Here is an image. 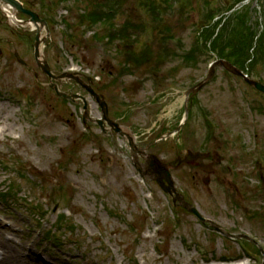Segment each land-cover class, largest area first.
<instances>
[{
	"label": "rangeland",
	"instance_id": "1",
	"mask_svg": "<svg viewBox=\"0 0 264 264\" xmlns=\"http://www.w3.org/2000/svg\"><path fill=\"white\" fill-rule=\"evenodd\" d=\"M113 1L59 3L64 28L54 27L40 48L53 73L73 64L97 76L109 117L143 146L178 126L184 92L204 79L216 59L203 39L209 14L222 13L223 21L246 1L228 12L231 0L170 1L161 13L166 25L153 22L145 6L152 0L116 7L114 26L132 25L136 53H157L146 64L155 76L141 64L116 75L118 51L130 46L107 43L108 24L79 22L82 12ZM251 3L250 22L262 20L264 0ZM24 26L0 13V264H264L262 93L216 66L213 78L188 100L181 131L148 149L171 163L185 201L227 232L247 237L232 239L175 205L151 171L144 181L127 144L118 134L104 136L93 122L100 113L88 93L69 80L58 83L88 99L90 121L83 124L82 103L63 101L49 87L34 59L35 33ZM14 48L26 65L16 60ZM252 62L245 64L251 73L240 69L264 83V58ZM186 149L208 151V157L176 166V155Z\"/></svg>",
	"mask_w": 264,
	"mask_h": 264
},
{
	"label": "water",
	"instance_id": "2",
	"mask_svg": "<svg viewBox=\"0 0 264 264\" xmlns=\"http://www.w3.org/2000/svg\"><path fill=\"white\" fill-rule=\"evenodd\" d=\"M0 5L3 7H9L14 9L16 12H22L27 15H30L29 22L34 24L36 27V36H35V41H34V58L36 61L37 66L39 69L49 78L50 82L48 83L49 87L52 88L55 92V94L58 97L64 98V99H69L71 101H76V100H81L83 106V114H82V119L83 122L86 123L89 119L88 115V101L87 99L78 93H66L64 91H61L58 87L57 82H66L68 80H74L76 81L79 85H81L88 93L89 95L94 99V101L98 104V106L101 109L102 116L101 118H97L93 120V122L97 123L102 132L106 133V125L109 126V129L111 131L119 133L123 138H125L128 142L129 150L132 154L134 165L136 168L139 170V172L143 175L147 173V171H151L153 174V179L158 183V185L161 187V189L169 194L172 197V201L174 203H177L184 207L187 211L193 213L200 222L202 223H208L211 228L216 230L218 233L226 236V237H231V238H241L245 237L247 238L244 234H233L227 232L224 228L213 222L211 219L204 217L196 207L190 205L187 201L184 200L183 195L178 192L174 180L170 171V166L169 164L161 161L158 156L152 153H147L146 150L153 144L161 141L162 139L168 138L171 134L178 132L184 122L187 119V114H188V106H187V99L190 95H193L197 93L212 77L214 69L216 66H222L226 70H228L231 73H234L236 75L242 76L244 80L251 86H253L257 91L261 92L264 94V83L247 78L246 75L242 73L240 69L232 65L226 60L223 59H218L214 61L210 67V70L206 77L202 80H200L198 83L190 87L184 92L185 95V103H184V119L183 121L173 130V131H168L158 139L146 144L143 147H140L136 145L135 140L133 135L124 130L116 121L110 119L108 117V105L103 97V95L96 93L94 89L92 88L90 82L92 81V78L89 76H84L76 71H63L62 73L56 75L52 72L46 58L42 54L41 51V44L46 40V37L49 36V30L46 22L39 17V15L36 12H33L29 9H25L21 3L18 0H0ZM45 30V33H42V30ZM16 59L20 63H24V61L21 59V57L18 55V53L15 51L14 52ZM37 73H35L36 75ZM83 78L86 79L87 82L83 80ZM141 155L145 159V171H142V166L138 164V155ZM182 158L178 156L176 160L178 161L177 165L178 166L180 163L184 162L187 164H193L196 160L200 158H205L207 156L206 152H201V151H196L193 152L191 150H185L182 153ZM209 179H205V183H208ZM254 242V241H253Z\"/></svg>",
	"mask_w": 264,
	"mask_h": 264
},
{
	"label": "trees",
	"instance_id": "3",
	"mask_svg": "<svg viewBox=\"0 0 264 264\" xmlns=\"http://www.w3.org/2000/svg\"><path fill=\"white\" fill-rule=\"evenodd\" d=\"M23 1L26 2V0ZM31 1L33 2L34 0ZM51 1L55 4L65 2L67 0ZM126 1L127 0H115L111 4L105 5L106 9L99 7L97 8V10H89L85 14L84 12H82L79 15V22L88 21L89 24L92 25L108 24L109 30L104 35L106 42L113 43L114 41H123L128 46H130V48L118 51V54L120 55L122 61L121 67H119V69H117L116 71V75L120 76L121 73H130L133 67L138 68L141 64V66H145L144 71L146 73L155 76L156 72L154 71V69H151V66L146 64L152 59L151 55H155L157 53L150 54L147 48H144L140 50L139 53H136L135 49L133 48L135 37L128 34V27L132 25L127 22L118 27L114 26V10L116 7L122 6ZM155 1L156 0H152L149 2V5L145 6L148 7V11L152 17L153 22L166 25L165 20L161 16L162 11L164 10L163 6H169L170 1L175 2L176 0H164L159 4H157ZM242 1L244 0H231V4L228 5L226 10L232 9L235 4L241 3ZM251 2H253V0H250L248 3L243 4L239 9L231 12L228 17L226 15V18L223 21L222 18H219L222 13L212 12L208 17V19L212 23L208 25V29L204 30V32L206 33H203L204 41H208L210 44L209 48L211 55H215L218 58L227 60L228 62L241 68L248 74L251 73V69H246L245 64L247 60L253 58V65V63L256 62L257 58H264V6L262 20H255L253 23H251L250 17L252 12L255 11L254 7H252ZM28 4H30L29 6L32 5L31 2H29ZM37 5L39 9L47 11L53 4L50 2L46 3L45 0H38ZM216 17H218L219 19ZM110 19H113L111 23H109ZM49 20L51 22V19ZM54 22L55 21L53 20V23ZM218 24L220 26L217 31H215ZM61 33L65 34L64 31H62ZM94 36V38H97V34H95ZM176 41L178 42V39H176ZM251 49L252 51L250 52ZM176 53L177 55L179 54L181 56L186 55V53H178L177 51ZM161 56L163 58V55ZM62 100L66 101L64 99Z\"/></svg>",
	"mask_w": 264,
	"mask_h": 264
},
{
	"label": "flooded vegetation",
	"instance_id": "4",
	"mask_svg": "<svg viewBox=\"0 0 264 264\" xmlns=\"http://www.w3.org/2000/svg\"><path fill=\"white\" fill-rule=\"evenodd\" d=\"M21 2H22V4H23V6L25 7V8H27V9H31V10H33V11H35V12H37L43 19H45L46 20V22L48 23V25H49V27L51 28L52 27V24H51V22H52V18H51V15H52V13L53 12H57V10H56V8L55 7H52V6H50L49 7V9L47 10V11H45V10H41V9H39V7H38V5H37V2H38V0H34L33 2L31 1V0H29V2H31V4L33 5H31V6H29L30 4H28L29 2H28V0H26V2L25 1H23V0H21ZM36 7V8H35ZM2 15V14H1ZM17 16H19L20 18H18L20 21H24V20H26V19H28V16H26V15H17ZM49 19H51V22H50V20ZM6 20V19H5ZM17 26L18 25H20V26H24V25H22V24H16ZM25 27V26H24ZM26 28V27H25ZM13 29V28H12ZM27 39H28V41H30L32 38L30 37V35H28V33H27ZM15 49V48H14ZM101 85H103V83H94V86H95V88L96 89H98ZM142 162V161H141Z\"/></svg>",
	"mask_w": 264,
	"mask_h": 264
}]
</instances>
